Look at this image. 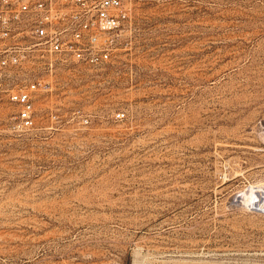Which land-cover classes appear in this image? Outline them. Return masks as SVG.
I'll use <instances>...</instances> for the list:
<instances>
[{
    "label": "rangeland",
    "instance_id": "rangeland-1",
    "mask_svg": "<svg viewBox=\"0 0 264 264\" xmlns=\"http://www.w3.org/2000/svg\"><path fill=\"white\" fill-rule=\"evenodd\" d=\"M45 79L29 129L0 97V264H264V0H131Z\"/></svg>",
    "mask_w": 264,
    "mask_h": 264
},
{
    "label": "built area",
    "instance_id": "built-area-1",
    "mask_svg": "<svg viewBox=\"0 0 264 264\" xmlns=\"http://www.w3.org/2000/svg\"><path fill=\"white\" fill-rule=\"evenodd\" d=\"M130 19L131 0H0V97L17 105L13 126L32 127L33 93L47 88L46 75L110 62Z\"/></svg>",
    "mask_w": 264,
    "mask_h": 264
},
{
    "label": "bare ground",
    "instance_id": "bare-ground-1",
    "mask_svg": "<svg viewBox=\"0 0 264 264\" xmlns=\"http://www.w3.org/2000/svg\"><path fill=\"white\" fill-rule=\"evenodd\" d=\"M245 192V191H244ZM263 190L256 187H250L242 198L252 201L253 203H259L262 199Z\"/></svg>",
    "mask_w": 264,
    "mask_h": 264
}]
</instances>
